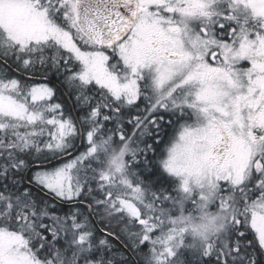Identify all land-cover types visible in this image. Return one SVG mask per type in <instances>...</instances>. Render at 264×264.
<instances>
[{"label": "snow or ice", "instance_id": "obj_1", "mask_svg": "<svg viewBox=\"0 0 264 264\" xmlns=\"http://www.w3.org/2000/svg\"><path fill=\"white\" fill-rule=\"evenodd\" d=\"M123 252L264 264V0H0V264Z\"/></svg>", "mask_w": 264, "mask_h": 264}, {"label": "trees", "instance_id": "obj_2", "mask_svg": "<svg viewBox=\"0 0 264 264\" xmlns=\"http://www.w3.org/2000/svg\"><path fill=\"white\" fill-rule=\"evenodd\" d=\"M37 76H39V75H37ZM50 78H52V79H57V77H55L54 75L53 76H50ZM34 79H36V80H41V81H45V80H43V79H39V78H34ZM141 106V108H143V104H141L140 105ZM133 115H135V112L133 111ZM78 141H79V139H77L76 141H75V146L77 145V143H78ZM86 141H82V144H81V146H80V148L74 153V154H72V158H75V156L76 155H79L81 152H84L85 151V146H86ZM83 145V146H82ZM71 151V150H70ZM67 161V158L66 157H64V158H61V159H59L58 161H55L54 163H50L51 165H58V164H60V163H64V162H66ZM38 162H46V161H35V163H38ZM49 164H46V165H44V166H48ZM38 166V165H37ZM95 217V219H96V221H97V223H98V225L94 222V226H95V228L97 229V232H96V234H97V236H100V237H103L104 235H105V233L101 230V229H104L103 227V225H102V223H100L99 221H98V217L97 216H94ZM92 220H93V218H92ZM94 221V220H93ZM111 244H113V246H115L117 249H120L121 251L123 250V246H122V244L119 242V241H117L115 238H112L111 239ZM145 251H146V249H145ZM130 254V253H129ZM123 255L125 256V258H127V256H128V253L127 252H123ZM130 255H132V259L135 261V264H143V256H142V253L141 254H130Z\"/></svg>", "mask_w": 264, "mask_h": 264}, {"label": "water", "instance_id": "obj_3", "mask_svg": "<svg viewBox=\"0 0 264 264\" xmlns=\"http://www.w3.org/2000/svg\"><path fill=\"white\" fill-rule=\"evenodd\" d=\"M34 78L43 79V77H41V76H36V77H34ZM43 80H44V79H43ZM81 144H82V141L79 140L78 143H77V145H76V149H77V150L80 148ZM77 150H76V151H77ZM76 151H72V150H71V151H70V154L72 155V154H74ZM59 159H61V158L58 157V158L55 159V160H50V161H46V162H38V163H35V165H40L41 163H43L44 165H46V164L54 163L55 161H58ZM92 218H93L94 222L98 225V223H97L95 217H92ZM98 226H99V225H98Z\"/></svg>", "mask_w": 264, "mask_h": 264}, {"label": "rangeland", "instance_id": "obj_4", "mask_svg": "<svg viewBox=\"0 0 264 264\" xmlns=\"http://www.w3.org/2000/svg\"><path fill=\"white\" fill-rule=\"evenodd\" d=\"M36 83H45L46 81H41V80H36L34 79ZM51 86V85H50ZM67 162V161H66ZM49 166V165H48ZM48 166H45V167H48ZM98 217V216H97ZM98 221L100 222V218L98 217ZM101 223V222H100ZM102 225L104 226L103 228L104 229H101L104 233H105V228H106V223H102ZM106 234V233H105ZM113 245V244H112Z\"/></svg>", "mask_w": 264, "mask_h": 264}, {"label": "flooded vegetation", "instance_id": "obj_5", "mask_svg": "<svg viewBox=\"0 0 264 264\" xmlns=\"http://www.w3.org/2000/svg\"><path fill=\"white\" fill-rule=\"evenodd\" d=\"M50 80L53 82V84L56 83V81H57V79H52V78H50ZM128 255H130V254L128 253Z\"/></svg>", "mask_w": 264, "mask_h": 264}]
</instances>
